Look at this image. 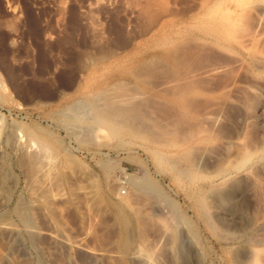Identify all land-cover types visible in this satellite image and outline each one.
Returning a JSON list of instances; mask_svg holds the SVG:
<instances>
[{"label": "rangeland", "instance_id": "374dc122", "mask_svg": "<svg viewBox=\"0 0 264 264\" xmlns=\"http://www.w3.org/2000/svg\"><path fill=\"white\" fill-rule=\"evenodd\" d=\"M258 56L264 0H0V264H264Z\"/></svg>", "mask_w": 264, "mask_h": 264}, {"label": "bare ground", "instance_id": "6f19581e", "mask_svg": "<svg viewBox=\"0 0 264 264\" xmlns=\"http://www.w3.org/2000/svg\"><path fill=\"white\" fill-rule=\"evenodd\" d=\"M195 5H197V4H195ZM195 5H194V6H195ZM204 5H205L204 2H201L199 6L202 8V7H204ZM206 6H207V5H206ZM190 9H191V8H190ZM193 9H194V8H193ZM205 9H206V8H205ZM199 10H200V9H199ZM187 11H188V10H187ZM211 18H212V17H211ZM220 22H221V21H220ZM211 25H212V23H211ZM219 25H220V24H219ZM221 27H222V25H221ZM215 28H217V26H216ZM222 28H223V27H222ZM222 28H220V30H222ZM205 29H206V28H205ZM218 29H219V27H218ZM216 30H217V29H216ZM203 32H204V31H203ZM213 34H214V33H213ZM216 34H217V33H216ZM207 35H209V34H207ZM201 36H202V35H201ZM213 40H214V39H213ZM174 41H175V40H174ZM188 44H189V43H188ZM193 44H195V43H193ZM177 45H178V43H177ZM182 45H183V44H182ZM184 46H185V45H184ZM199 46H200V44H199ZM199 46L196 45V49H197V47H199ZM172 47H173V45H172ZM179 47H181V44H180ZM175 48H176V47H175ZM184 48H185V47H184ZM192 49H195V45H193V48H192ZM199 49H201V47H200ZM202 49H203V48H202ZM254 56L256 57V55H254ZM254 56H253V57H254ZM153 57H154V56H153ZM258 58L264 60V57L258 56Z\"/></svg>", "mask_w": 264, "mask_h": 264}]
</instances>
